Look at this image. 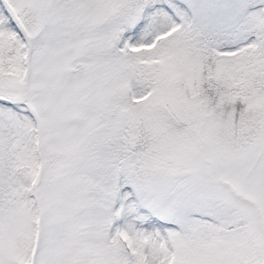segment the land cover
I'll return each instance as SVG.
<instances>
[{
	"label": "snow or ice",
	"instance_id": "obj_1",
	"mask_svg": "<svg viewBox=\"0 0 264 264\" xmlns=\"http://www.w3.org/2000/svg\"><path fill=\"white\" fill-rule=\"evenodd\" d=\"M0 264H264V0H0Z\"/></svg>",
	"mask_w": 264,
	"mask_h": 264
}]
</instances>
